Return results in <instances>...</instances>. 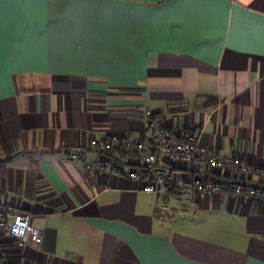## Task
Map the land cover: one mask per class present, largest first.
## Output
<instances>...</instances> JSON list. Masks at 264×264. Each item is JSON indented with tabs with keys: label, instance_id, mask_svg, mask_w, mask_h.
Returning <instances> with one entry per match:
<instances>
[{
	"label": "crops",
	"instance_id": "obj_1",
	"mask_svg": "<svg viewBox=\"0 0 264 264\" xmlns=\"http://www.w3.org/2000/svg\"><path fill=\"white\" fill-rule=\"evenodd\" d=\"M148 112L264 169V0H0V200L43 234L2 236L8 261L264 264V199L192 189L228 170L162 155L173 183L148 193L85 168L92 139L155 146Z\"/></svg>",
	"mask_w": 264,
	"mask_h": 264
},
{
	"label": "built area",
	"instance_id": "obj_2",
	"mask_svg": "<svg viewBox=\"0 0 264 264\" xmlns=\"http://www.w3.org/2000/svg\"><path fill=\"white\" fill-rule=\"evenodd\" d=\"M204 98L199 99L203 102ZM149 113V124L157 137L155 146L148 137L131 140L112 134L91 140V147L103 154V158L84 163L88 170H114L119 175L142 183V190L148 193L166 191L173 183L169 172L164 171L160 157L174 163L182 161L199 167L228 170L218 177L196 176L192 189L200 197L229 192L264 199V169L251 166L240 157H227L204 143V129L189 131L183 136L157 123ZM78 159V153L70 154ZM127 165V166H126ZM226 172V171H225ZM257 177V178H255ZM33 214L11 203L0 200V239L11 238L18 247H40L43 234L33 224ZM0 264H18L6 259L0 244Z\"/></svg>",
	"mask_w": 264,
	"mask_h": 264
}]
</instances>
